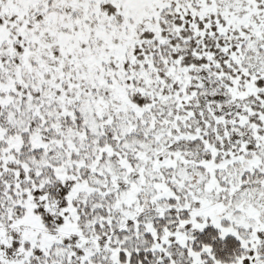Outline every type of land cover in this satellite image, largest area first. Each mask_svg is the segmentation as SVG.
Returning a JSON list of instances; mask_svg holds the SVG:
<instances>
[{
    "label": "snow or ice",
    "instance_id": "1",
    "mask_svg": "<svg viewBox=\"0 0 264 264\" xmlns=\"http://www.w3.org/2000/svg\"><path fill=\"white\" fill-rule=\"evenodd\" d=\"M0 264H264V0H0Z\"/></svg>",
    "mask_w": 264,
    "mask_h": 264
}]
</instances>
